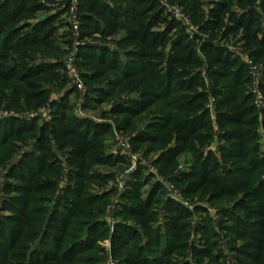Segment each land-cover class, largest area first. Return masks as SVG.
Returning <instances> with one entry per match:
<instances>
[{"label": "trees", "instance_id": "obj_1", "mask_svg": "<svg viewBox=\"0 0 264 264\" xmlns=\"http://www.w3.org/2000/svg\"><path fill=\"white\" fill-rule=\"evenodd\" d=\"M76 1L77 41L101 42L78 47L81 79L91 101L110 104L111 120L81 118L67 96L50 98L68 83L70 41L55 36L61 14L38 19L41 0H0V108L49 110L41 124L0 119V171L11 163L0 174V264H104L105 240L117 264H226L215 228L231 239L236 264H264V108L253 103L248 65L222 46L240 45L264 70V0H168L197 28L193 40L182 22L164 21L158 0ZM117 35L115 49L102 43ZM114 131L219 220L198 208L206 216L192 226L181 204L158 199L159 182L144 191L139 167L109 227L115 175L100 169L125 161L108 153Z\"/></svg>", "mask_w": 264, "mask_h": 264}, {"label": "rangeland", "instance_id": "obj_2", "mask_svg": "<svg viewBox=\"0 0 264 264\" xmlns=\"http://www.w3.org/2000/svg\"><path fill=\"white\" fill-rule=\"evenodd\" d=\"M161 6V10H162V18L164 19V21H170L172 19L176 20V21H180L184 24V28L186 31V34H188L189 32L191 34L194 35L196 34V27L191 24L190 20L188 19L187 16H185L183 13H181V9L178 8L176 5H171L169 3L168 0H158ZM211 0H205V2H209ZM41 2L46 6L47 11L45 13H41L38 14V19H42L46 16H54V15H59L57 21H56V28H57V32L55 33L56 39H58L59 42H63V44H65L66 42L70 41V44L68 43L67 45H63V47H66V56H69L70 54H75V67L77 72L80 74L81 76V70L78 67V57H77V51L79 50L78 47H84V46H96L99 45L101 42L100 40H98V37H94L91 39H85L83 41L78 42L77 46V41H74V37L72 36L71 33V28H70V17L68 13H62V0H41ZM177 12V18L174 17L175 14ZM180 13V14H179ZM185 21H188V24L185 23ZM191 27L193 28V30H191ZM195 32V33H194ZM120 35H117L116 37L112 38V39H107L105 40V42L102 43H106L110 49H115L116 47V41L119 39ZM190 39V38H189ZM193 40V39H191ZM222 46H224L225 48H227V50L229 52H231L235 57L239 58L242 62H244L245 64L248 65L249 62L252 63L253 66L257 67L258 69V83H259V89L261 84L264 83V70L261 67L260 64H255L253 63V61L251 59H249L247 53H245L240 45H237L233 42H228V43H222ZM249 70H250V66L248 65ZM68 79V78H67ZM82 82V90L77 89L74 85H72L69 82L68 79V83L67 85L60 90L55 91L54 89H50V98L52 100H57L60 97H65L67 96V102L70 106H72V111L79 117L81 118H89L95 122H102V116L107 117L109 120H111L108 117V112L110 110V104L108 103H103V104H96L95 102L91 101L93 98V95L89 93V89L87 88V86L84 84L83 80ZM261 91V89H260ZM263 94V92H262ZM6 112L4 110H2V108H0V114ZM49 110L48 109H43L41 111H39L35 117L38 118V123L41 124L43 122H46L49 120ZM13 116L15 118L18 119H29L31 118V115L29 113H19V112H12ZM0 119H4V117H1L0 115ZM115 132V131H114ZM114 132L112 134V136L108 139L107 141V145H108V153L112 154V155H118L121 158H123L125 161L122 164L117 165L114 168H101L100 172L101 173H113L115 175V181L113 184L110 185V187L114 188L115 192L113 193V195L110 196V203L108 205V207H113L114 210L110 211L109 213H106L107 216V223L109 225V227L112 226L114 220H113V214L115 213V208L117 206V204H119V202H121V196L123 195L124 191L126 190V187L128 185V183L131 181V178L133 176V174L136 172V170L140 167L143 170V174L146 176H149V183L148 186L144 188V191H148L150 190V188L152 187L153 184L155 183H160L161 184V190L158 192V199L161 200L162 202H164L165 200L170 199L169 198V194L168 191L166 190V186L167 184L173 186L172 184H170L169 182H167L165 179H163L162 177H160L157 173V170L155 169V173L151 171L150 167L152 166V161L154 159L153 155H150L148 157H144L140 152L136 153L132 151L131 148V153L124 151L121 147L117 146V141L115 139V135ZM118 133V132H117ZM121 134V138H128L130 139V136L128 134ZM220 143H218L217 140L213 141L210 147V150L214 153H216V150L218 148ZM259 145L261 148V153L264 156V138L262 137L259 140ZM124 152V153H123ZM132 154H136L139 159V161H137V163L135 164V168L132 172H129L130 167L132 166L131 161L132 158H130L132 156ZM18 159V156L15 157L13 159L12 162H15ZM11 164V163H10ZM10 164L6 167V169L0 171V174L2 176L7 174V169L10 167ZM185 168V159L182 157L179 159V169H183ZM125 182V188L124 191L119 190L118 189V182L119 180H121ZM1 182H4L3 178H1ZM109 187V188H110ZM174 187V186H173ZM174 190H176V192L178 193V197H176L175 199H171L174 202L181 204L184 208H186L190 214V222L191 225H198L201 224L200 221L201 219H203L206 214L205 213H197L196 209L200 208L203 211H206L207 216L214 222L219 220V216L217 214V210L216 208L210 207L208 206L207 203L205 202H200L198 199H194L193 201L190 200H185L183 199L181 193L179 192V190H177L174 187ZM3 193L1 191L0 188V199L2 198ZM158 212H161L160 210H158ZM161 218V217H160ZM159 223L161 224V219H159ZM215 232H217L219 234V241H217V248L216 251L217 252H221L222 254V262L226 263V264H236L235 258L236 255L235 253L229 251V247L234 246L231 239L227 238V236L223 233H219L218 230L215 228ZM198 238L197 236H195V234H193L192 236V240L193 242H195V244H198V241H196ZM101 248L104 250V262L108 259V258H112V260H114L116 263H118L112 255V249H113V245L110 243L109 240H105L102 243H100ZM233 250V249H232ZM190 264H195L190 258L188 259Z\"/></svg>", "mask_w": 264, "mask_h": 264}, {"label": "built area", "instance_id": "obj_3", "mask_svg": "<svg viewBox=\"0 0 264 264\" xmlns=\"http://www.w3.org/2000/svg\"><path fill=\"white\" fill-rule=\"evenodd\" d=\"M77 1L76 0H70V4H69V9H68V14L70 17V28H71V33L72 36L75 39V42L77 41L78 38V32H79V21L77 18ZM180 14V13H179ZM177 18V12L175 14V16ZM185 23L188 24V21H185ZM191 30H193V28L191 27ZM197 30V28H196ZM197 32V31H196ZM195 33V32H194ZM188 36L190 39L193 38V34H191L190 32L188 33ZM78 42L77 41V46H78ZM248 65L251 67L249 70V76L251 79V87H250V91L253 95V103L255 105V107L257 109H263L264 108V95L262 94V92L259 89V83H258V69L257 67L253 66L251 62L248 63ZM75 54H70L69 56L66 57L65 62H64V69H65V74L67 76V78L69 79V82L74 85L77 89L82 90V79L80 74L77 72L76 67H75ZM1 117L4 118H9V117H14L13 114L11 112H3L0 114ZM31 117H35L36 114H30ZM115 135V139L117 141V146L121 147L124 151H127L129 153H131V145H130V139L128 138H121V134L117 133L116 131L114 132ZM124 153V152H123ZM132 158L131 164L132 166L130 167L129 172H132L135 168V164L137 163V159H139V157L136 154H132V156L130 157ZM152 172H156L154 167H150ZM125 188V182L121 180H119L118 182V189L124 191ZM166 190L168 191V196L170 199H175L176 197H178V193L176 192V190H174V187L167 184V186L165 187ZM114 208L113 207H107L106 212L109 213L110 211H113ZM104 264H117L114 260H112V258H108Z\"/></svg>", "mask_w": 264, "mask_h": 264}]
</instances>
